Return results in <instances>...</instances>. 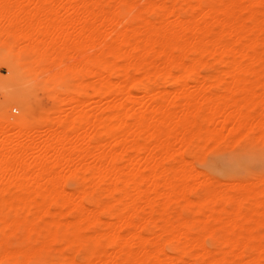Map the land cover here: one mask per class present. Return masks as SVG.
<instances>
[{"label": "bare ground", "instance_id": "obj_1", "mask_svg": "<svg viewBox=\"0 0 264 264\" xmlns=\"http://www.w3.org/2000/svg\"><path fill=\"white\" fill-rule=\"evenodd\" d=\"M42 1L23 17L25 3L0 0V47L25 41L57 69L42 82L50 108L37 113L25 91L0 107V264H42L53 242L57 264H264V176L221 187L186 158L224 135L264 138V0H70L64 20ZM73 161L71 194L58 178Z\"/></svg>", "mask_w": 264, "mask_h": 264}, {"label": "rangeland", "instance_id": "obj_2", "mask_svg": "<svg viewBox=\"0 0 264 264\" xmlns=\"http://www.w3.org/2000/svg\"><path fill=\"white\" fill-rule=\"evenodd\" d=\"M11 1L13 4H16L14 2L19 1V3H17L16 5L20 4L21 5L20 9L25 3L24 7H22L23 10H26L25 12H23L22 9H21L22 14H21V11H18V10L16 11L19 14V16L23 15V17H27V15H28L27 12H29V10H30V14L32 11L35 10V9L34 10L32 9V8H35V7H33V6H36L35 4H39L40 1L43 2L42 0H36V1H34V0H28V1L22 0V2H20L21 0H18V1L17 0H11ZM32 1H34L33 2L34 5H33ZM45 1H47V0H44V2ZM48 1L51 2V4L53 6L57 5L55 9H54L55 6L52 8V12H53V10L55 12V10H57L59 8V6L61 5L59 8L61 11L60 13L62 15H65V14L68 15L69 14L68 16L65 15L64 17H62V15L59 13V11H57V13H55V14H56V17H59L58 19L64 20V19L70 18V13L72 11V10L70 11V9H69L71 6L70 0H68V1L64 0L63 1L64 3L60 2V0L59 1L58 0H48ZM54 3H57V4H54ZM59 3H61V4H59ZM62 4L64 5L63 7H62ZM67 5H69V6H67ZM16 7H18V6H16ZM16 7H14V8H16ZM10 11H9V13H10ZM53 14H51V15H53ZM59 14H60V16H59ZM124 16H126V20H128L133 16V13H129V14L125 13ZM43 17H45V16H43ZM67 29H66V32L68 31L67 33L70 32L73 35L76 34V32H77L76 27L74 29L70 28L71 29L70 31H69V27ZM24 42L23 43L21 42L23 45L20 44L21 46H23L22 49H21L20 45L19 46L16 45L18 47L13 46L12 48H9L7 46L0 47V107L5 105V102L7 101V94L9 92L25 91V92H28L29 94L33 95L34 102L38 106L37 107V113H40V111H38V109L39 110H46V109L50 108V106H52V100L48 96L49 93L45 92L46 90L43 88L42 82L48 77V75H50L51 73H53L57 69H54V70L50 69L49 72H45L46 68H44V67L47 65L48 62L47 63L45 61L39 62V63L35 62V60L32 59V56H33L32 51H30L29 49L24 47V44L27 43V42H25V43ZM262 49H264V46H262ZM85 51H89V48L86 46H82L80 48V50L79 49H74V50L68 49L66 54L64 52V54L61 55V62H60L59 67L64 68L65 66L74 65L75 63H77V61L80 59V57L83 56L82 53H84ZM57 61H59V60H57ZM32 63H34V64H32ZM39 67H41V68H39ZM215 67H216L215 64H211V66L209 68H207V70L202 69L201 73L202 74H208ZM81 77L84 80L90 79V76H88V75H81ZM67 78H68L69 84H74L77 81L73 76H68ZM13 109H16V111H14ZM21 111H22V106L18 102L11 103L10 106L7 108V112L11 117L19 116ZM262 112H264V109H262ZM253 135H255V134H253ZM253 135H251V134L244 135L243 134V136L241 135L242 137H240V138H238L239 136L236 138L234 137L235 139L238 138L239 140H238V142L235 141V143H233V145H232V143L229 142V136L224 135L225 137L223 139L220 138V141L217 144L215 143V141H218V140L212 141L213 144L210 142L207 144V146L212 144L210 146V148H213V149H210L209 146L207 147L210 151L207 150L208 151L207 152L206 150H204V148H202V149L200 148L198 150H195L197 152V153H195L196 155L189 153L186 155V158L191 161V163L193 164V166L196 169H198L199 171H202L203 174H206L205 176L206 177L208 176L207 179H209L210 181L215 182V183L217 182L216 184L218 186H221V187L224 186L225 187L226 185H229L230 183H233L235 181L242 182L243 180L244 181L242 183H244L246 180H247V182L250 183V181L251 182L255 181V179L257 180L258 177L264 176V141H262V140L260 141V139H264V138H262V137L260 138V136L255 135V136L259 137V140H258V138L254 137ZM262 135H264V133H262ZM11 136L14 139L18 138L17 140H14V142H24L29 138H33V142L35 143L36 146L42 145L41 140L44 137L43 133L39 134V132H37V131L36 132L29 131L27 133L14 131ZM25 136H27L28 138H25ZM231 138L233 140V137H230V141H232ZM214 143H215V146H213ZM226 144H228V146ZM229 145H232V146H229ZM207 148L205 147V149H207ZM204 151H206L205 154L203 153ZM64 162H66L65 159H63L61 161V163H64ZM66 163L63 164V166H60V168H59V169L62 168L61 170H62V173L64 174L63 175L61 173V170H60V174H62L61 176H64V178H62L63 179L62 182H61V180L59 182V179L61 178L59 176V178H58L59 187L62 188V190L63 189L66 190L68 193L73 192V194H74L76 189L78 188V182L77 181L79 179L78 178L79 176H78L77 171L75 169H79L80 171H82V169L84 168V166H82V163H84V162H82L80 164L77 163L76 161H73L72 163H68V164H66ZM73 168H74V170H73ZM71 171L72 172L75 171V173H72ZM69 173H71V174H69ZM65 174H67V175H65ZM75 175H76V177H75ZM65 177H66V179H65ZM87 177H89V175L87 173L84 174V178H87ZM64 180H66V181H64ZM228 181H229V184L225 185V183H227ZM60 183H62L63 186ZM173 201L171 200L168 203L169 208L172 211H181V210H183L182 209L183 207H184L185 211L188 210L189 212H191V211L195 210V209H193V205H191L189 202L185 201L186 202V205H185L184 200H183V202H182V200H175L176 202L175 201L173 202ZM218 203H220V200H217L216 204L218 205ZM87 206H89L90 208L94 207L90 203H87ZM103 219L107 220L108 218L106 216H103ZM204 228H205L204 221H201V223L198 221L195 222V228L194 229L196 232L203 234ZM41 233H43V230H41ZM205 241H206L207 245H209V246L211 245V240L209 237L205 236ZM54 246H55V248H54ZM60 247H62V244H60L58 242H53L52 246L47 247L46 250H44V251L46 252V254L48 256H47V259L42 264H57L62 253H64L63 251H60L61 250ZM167 250H170V249L167 248ZM83 254H84V250H81L78 257L80 258L81 255H83ZM20 262H21V259L19 260V262L17 264H21V263L23 264L24 262H25L24 264H35V263H32L31 261H28V260H27V263H26V260H23L21 263ZM196 264H202V263H196Z\"/></svg>", "mask_w": 264, "mask_h": 264}, {"label": "built area", "instance_id": "obj_3", "mask_svg": "<svg viewBox=\"0 0 264 264\" xmlns=\"http://www.w3.org/2000/svg\"><path fill=\"white\" fill-rule=\"evenodd\" d=\"M14 111H16V109H13Z\"/></svg>", "mask_w": 264, "mask_h": 264}]
</instances>
